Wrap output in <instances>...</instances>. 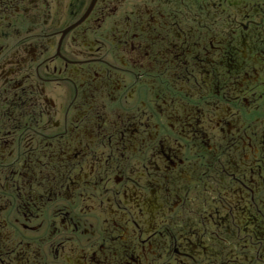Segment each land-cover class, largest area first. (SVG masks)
<instances>
[{"label":"flooded vegetation","instance_id":"af4514ba","mask_svg":"<svg viewBox=\"0 0 264 264\" xmlns=\"http://www.w3.org/2000/svg\"><path fill=\"white\" fill-rule=\"evenodd\" d=\"M0 264H264V0H0Z\"/></svg>","mask_w":264,"mask_h":264},{"label":"rangeland","instance_id":"374dc122","mask_svg":"<svg viewBox=\"0 0 264 264\" xmlns=\"http://www.w3.org/2000/svg\"><path fill=\"white\" fill-rule=\"evenodd\" d=\"M3 183H4V180L1 179V180H0V185L2 186Z\"/></svg>","mask_w":264,"mask_h":264}]
</instances>
